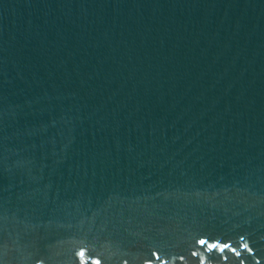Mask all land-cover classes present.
Instances as JSON below:
<instances>
[{"label": "water", "instance_id": "water-1", "mask_svg": "<svg viewBox=\"0 0 264 264\" xmlns=\"http://www.w3.org/2000/svg\"><path fill=\"white\" fill-rule=\"evenodd\" d=\"M0 264H264V0H0Z\"/></svg>", "mask_w": 264, "mask_h": 264}, {"label": "snow or ice", "instance_id": "snow-or-ice-1", "mask_svg": "<svg viewBox=\"0 0 264 264\" xmlns=\"http://www.w3.org/2000/svg\"><path fill=\"white\" fill-rule=\"evenodd\" d=\"M204 243H206V241H201V244H204ZM211 247L215 248L216 245H212Z\"/></svg>", "mask_w": 264, "mask_h": 264}]
</instances>
